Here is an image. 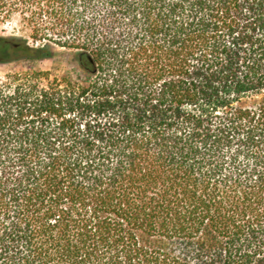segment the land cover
Wrapping results in <instances>:
<instances>
[{"label":"trees","instance_id":"obj_1","mask_svg":"<svg viewBox=\"0 0 264 264\" xmlns=\"http://www.w3.org/2000/svg\"><path fill=\"white\" fill-rule=\"evenodd\" d=\"M15 17L0 264H264V0H0Z\"/></svg>","mask_w":264,"mask_h":264},{"label":"rangeland","instance_id":"obj_2","mask_svg":"<svg viewBox=\"0 0 264 264\" xmlns=\"http://www.w3.org/2000/svg\"><path fill=\"white\" fill-rule=\"evenodd\" d=\"M0 37L24 41L31 45L34 44V41L31 39V30L29 26L18 17L0 24ZM39 64L42 69H50L53 61L51 59H46ZM16 70L17 68L14 63L0 64V81L4 80L7 74H11Z\"/></svg>","mask_w":264,"mask_h":264},{"label":"flooded vegetation","instance_id":"obj_3","mask_svg":"<svg viewBox=\"0 0 264 264\" xmlns=\"http://www.w3.org/2000/svg\"><path fill=\"white\" fill-rule=\"evenodd\" d=\"M12 47H13V49H15L17 46L16 45H13Z\"/></svg>","mask_w":264,"mask_h":264}]
</instances>
